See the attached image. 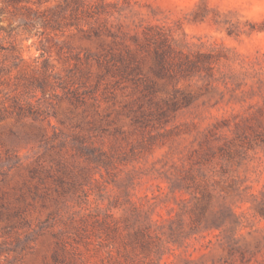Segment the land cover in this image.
Segmentation results:
<instances>
[{"label":"clouds","instance_id":"9594fccd","mask_svg":"<svg viewBox=\"0 0 264 264\" xmlns=\"http://www.w3.org/2000/svg\"><path fill=\"white\" fill-rule=\"evenodd\" d=\"M201 5L207 15L193 22ZM249 8L264 0H0V126L106 130L92 140L97 162L77 158L90 172L74 195L0 233V264H52L57 244L69 264H264V16ZM232 12L251 24L233 27ZM43 151L16 155L28 163ZM205 194L223 222L194 230ZM136 217L150 255L129 243Z\"/></svg>","mask_w":264,"mask_h":264},{"label":"rangeland","instance_id":"374dc122","mask_svg":"<svg viewBox=\"0 0 264 264\" xmlns=\"http://www.w3.org/2000/svg\"><path fill=\"white\" fill-rule=\"evenodd\" d=\"M8 2L15 5L20 0H8ZM234 2L255 5L261 0H234ZM4 11L0 9V23ZM246 11L256 17L264 16V10L249 8ZM207 12L206 6H199L198 10L191 14L193 22L201 21ZM230 15L238 20V24L233 27H238L239 23L251 24V19H242L245 15L243 12H232ZM225 23L230 21L225 20ZM5 30L0 27V31ZM229 34L231 35V30ZM23 115L21 114V117ZM32 115L34 120L39 119V114L32 113ZM3 119L4 116L0 118ZM76 128L79 132L75 131ZM104 131L106 130L102 121L92 124L77 123L73 131L68 133L54 131L51 137L48 135V130L41 125L34 124L26 129L16 130L8 125L0 126V147L5 149L0 155V233L11 235L18 229L30 227V216L43 209L47 201L58 196L74 195L79 184L86 180L90 172V169L76 162L77 158L83 160L85 164L97 162L99 157L96 156L92 140L94 137L102 136ZM52 140H59V145L48 147ZM30 144L43 148L44 151L31 162L21 163L16 155V149ZM210 204L211 197L205 194L203 199L197 201L191 209L194 230L199 229L200 225L207 230L223 222V214L210 213ZM261 210L264 211V204L261 205ZM160 215H168L163 207L160 208ZM143 219L147 221L150 217L145 214ZM142 223L138 217L131 221V227L135 230L129 233L128 240L133 248H139L143 254L150 255L153 251V242L148 234V225L143 226ZM181 235H183L182 222H178L176 228L170 227L171 238L178 240ZM24 246V243L17 239L16 249L22 251ZM5 250L7 249L0 246V252ZM236 251L240 250L232 249L229 255H233ZM240 255L243 260L242 251ZM51 261L52 264H69L63 244H57L52 249ZM213 264H216L215 260Z\"/></svg>","mask_w":264,"mask_h":264},{"label":"trees","instance_id":"16d2710c","mask_svg":"<svg viewBox=\"0 0 264 264\" xmlns=\"http://www.w3.org/2000/svg\"><path fill=\"white\" fill-rule=\"evenodd\" d=\"M21 114H23V113H21ZM21 114H20V115H21ZM2 116H3V115H0V118H1Z\"/></svg>","mask_w":264,"mask_h":264}]
</instances>
